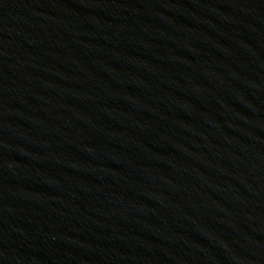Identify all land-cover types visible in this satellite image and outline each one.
<instances>
[{
    "label": "water",
    "instance_id": "water-1",
    "mask_svg": "<svg viewBox=\"0 0 264 264\" xmlns=\"http://www.w3.org/2000/svg\"><path fill=\"white\" fill-rule=\"evenodd\" d=\"M0 264H264V0H0Z\"/></svg>",
    "mask_w": 264,
    "mask_h": 264
}]
</instances>
